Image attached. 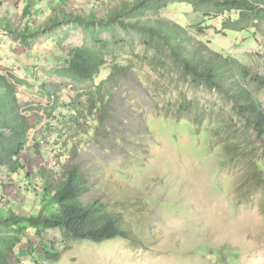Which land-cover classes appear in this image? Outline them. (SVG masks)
<instances>
[{
    "label": "trees",
    "instance_id": "obj_1",
    "mask_svg": "<svg viewBox=\"0 0 264 264\" xmlns=\"http://www.w3.org/2000/svg\"><path fill=\"white\" fill-rule=\"evenodd\" d=\"M66 1L51 2L53 13L43 23H35L28 20L29 9L25 17H16V2L0 0V51L6 52L1 46L14 49L17 44L39 48L40 34L57 33L64 25L81 29L86 37L84 44L71 45L68 39L57 36L53 42L58 49L45 46L42 61L35 62L38 57L32 55L38 51L28 53V77L0 60V264H17L14 257L25 239H41L49 231H59L65 243L131 240L121 215L108 216L107 209L97 201L82 203L88 181L78 165H60L54 158L44 166L32 167L30 174L23 158L31 151V144L48 139L51 127L59 125L64 130L58 142L56 137L58 160L63 155L69 158L75 150L67 151V146L84 145L100 132L109 118L113 91L130 73L140 74L142 65L163 67L179 77L177 86L172 87L175 78L169 86L179 91L178 101L167 110H159L166 112L167 120L191 121L197 133L209 138L213 153L219 148L215 156L221 170L240 176L239 196L244 199L249 189H264V75L241 59L215 50L211 44L217 32L204 25L220 16L222 32L251 31L258 41V35L264 36V0H120L114 6L106 2L91 7L87 14L79 8L65 11ZM174 6H187L200 13L202 20L186 24L166 17L164 11ZM99 9L103 14L96 13ZM130 31L141 34V46L154 52L151 57H133L126 50V32ZM103 34L109 38H103ZM41 63L45 68L43 77L38 78L36 71ZM181 81L216 97L189 99L188 92L180 91ZM27 88H37L44 103L33 102ZM25 107L32 112H26ZM44 121L48 123L42 125ZM37 125H42L40 133ZM38 148L31 152L44 157ZM49 169H57L55 178L48 176ZM25 186L35 196L27 209L21 196L17 197ZM51 247L46 256L49 261H58L60 254Z\"/></svg>",
    "mask_w": 264,
    "mask_h": 264
},
{
    "label": "rangeland",
    "instance_id": "obj_2",
    "mask_svg": "<svg viewBox=\"0 0 264 264\" xmlns=\"http://www.w3.org/2000/svg\"><path fill=\"white\" fill-rule=\"evenodd\" d=\"M8 1L16 2V17H25L29 9L28 20L43 23L53 13L49 8L51 2L59 0ZM119 1L69 0L65 11L79 8L81 13L87 14L91 7L106 2H112L114 6ZM96 13L103 14L101 9ZM164 15L186 24L202 20L200 13L187 6H174L165 10ZM221 18L214 17L204 24L217 32L213 36V48L241 59L255 72L264 75V36L258 35L257 41L251 31L226 34L221 31ZM57 36L68 39L71 45H82L86 38L81 29L64 25L57 33L40 34L39 48L30 49L20 44L14 49L1 46L6 49V52L0 51L1 64L28 77V53L38 51L32 55L38 57L35 62L42 61V49L55 46L53 40ZM103 38L109 36L103 34ZM141 44L140 33L126 32V50L133 57L140 58L142 54L151 57L154 52L146 51ZM54 48L58 49L57 46ZM41 64L36 71L38 78L43 77L45 68ZM155 67L142 65L140 74L132 72L121 80L120 88L112 93L109 118L100 132L84 145L80 143L74 148L69 144L67 151L75 150L69 158L63 155L58 160L60 146L56 145V137L58 142V136L64 130L61 125L56 129L51 127L48 139L31 144L30 150L39 151L40 147L44 157L30 151L23 158L30 174H33L32 167L44 166L46 161L51 162L54 158L60 165H78L88 181L82 203L90 205L97 201L107 209L108 216L121 215L131 240L119 238L104 243L87 240L65 243L59 231H49L41 239L28 236L17 250L15 263L264 264L263 187L249 189L242 199L238 194L240 176L221 170L220 161L215 156L219 148L213 153L209 138L203 132L197 133L191 121L176 122L164 118L166 112L159 109L167 110L178 101L179 91L169 89V86L172 78L177 79L172 87L177 86L179 77L169 69ZM107 75L103 74L101 80ZM179 88L181 93L188 92L189 99L192 96L201 99L216 97L201 87L194 89L186 81H181ZM26 93L28 96L33 94L32 101L36 104L45 101L37 88H27ZM25 109L32 112L31 108ZM168 112L172 113L171 110ZM33 119H30L31 124ZM46 123L48 121L42 125ZM42 125H37L38 133L43 129ZM88 129H91L90 125ZM79 140L81 142L82 138ZM52 150L56 153L52 154ZM29 155H33V159ZM55 170L46 172L55 178ZM19 195L25 209L31 208L34 194L26 191L25 186V191L17 197ZM52 245L60 254L58 261H49L46 256Z\"/></svg>",
    "mask_w": 264,
    "mask_h": 264
}]
</instances>
